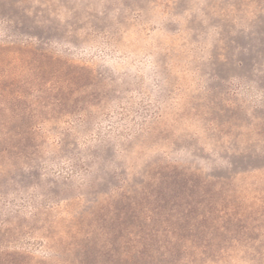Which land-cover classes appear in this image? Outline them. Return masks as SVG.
<instances>
[{
  "label": "rangeland",
  "instance_id": "obj_1",
  "mask_svg": "<svg viewBox=\"0 0 264 264\" xmlns=\"http://www.w3.org/2000/svg\"><path fill=\"white\" fill-rule=\"evenodd\" d=\"M135 262L264 264V0H0V264Z\"/></svg>",
  "mask_w": 264,
  "mask_h": 264
},
{
  "label": "trees",
  "instance_id": "obj_2",
  "mask_svg": "<svg viewBox=\"0 0 264 264\" xmlns=\"http://www.w3.org/2000/svg\"><path fill=\"white\" fill-rule=\"evenodd\" d=\"M147 249H149V248H147ZM148 251V250H147ZM172 252H174V251H172ZM134 264H139L138 262H135Z\"/></svg>",
  "mask_w": 264,
  "mask_h": 264
}]
</instances>
